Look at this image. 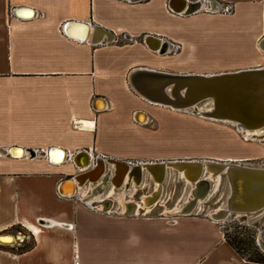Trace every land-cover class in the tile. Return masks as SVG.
Segmentation results:
<instances>
[{
  "label": "crops",
  "instance_id": "obj_1",
  "mask_svg": "<svg viewBox=\"0 0 264 264\" xmlns=\"http://www.w3.org/2000/svg\"><path fill=\"white\" fill-rule=\"evenodd\" d=\"M180 1L172 5L178 7ZM208 1L230 3L235 11L228 17L183 16L169 10L170 0H0V150L58 149L52 153L54 162L49 156L14 158L0 153V264H256L237 254L226 242L219 221L208 216L150 214L159 204L151 212L134 213L139 203L133 206V214L125 215L108 206L95 208L68 193L74 175L81 172L76 159H90L86 153L95 151L101 158L122 161L119 157L127 150L142 144L150 122L161 129L173 128L170 114L175 111L146 100L134 89L135 70L196 74L188 71L261 67L253 50L264 36L262 0ZM256 4L260 10L257 36L251 44L233 46L235 54L223 59L226 63L214 53L212 34L220 36L221 45L230 31L211 28V35L204 38L206 30L188 26L204 18L235 22ZM71 23L88 25L87 31L75 28L73 32L77 38L85 34V41L67 33ZM123 33L168 39L183 47L176 55H162L141 43L116 42ZM237 70L241 69L232 71ZM142 114L146 121L139 120ZM61 150L72 153L73 161L55 164ZM158 162L164 161L129 167L143 165L144 180L155 185L144 165ZM101 163L93 172L105 174L114 166L107 165L106 159ZM88 164L84 168L91 161ZM122 168L115 165L111 175ZM169 172L174 171L164 169L160 198ZM136 177L142 182V177ZM62 185L66 195L60 193ZM154 192L155 186L141 201ZM29 226L39 230L38 237ZM18 229L33 237L30 251L9 250L27 242ZM4 237L13 241L5 242Z\"/></svg>",
  "mask_w": 264,
  "mask_h": 264
},
{
  "label": "water",
  "instance_id": "obj_2",
  "mask_svg": "<svg viewBox=\"0 0 264 264\" xmlns=\"http://www.w3.org/2000/svg\"><path fill=\"white\" fill-rule=\"evenodd\" d=\"M186 5L188 11L185 15H192L202 4L201 2H191ZM87 26L81 23H71L67 27V33L74 39L85 41V34H81L77 38L78 36H73V32L75 28L81 32L87 31ZM148 38L153 39L156 48L160 47L161 42L156 37ZM261 44L264 46V36L260 41ZM166 49L167 44L162 43V52L164 53ZM131 81L134 89L143 88L145 94L140 91L142 93L139 92L140 95L153 103L176 109H191L206 119H230L249 127L250 130L264 127V66L213 74H167L140 69L131 74ZM166 91L169 92L168 95L165 94ZM207 100H215L214 108L211 111L199 112L198 107ZM18 149L22 148L12 147L9 150L1 149L0 152L8 153L15 158L12 152ZM55 150L48 153L51 160ZM28 152L32 157L35 156L33 150H28ZM103 159H106L108 163L120 164L125 169H129L128 166L131 165L129 162L97 157L91 170L74 176L73 180L94 171L102 164ZM165 164L167 167H174L177 171H187L191 185L195 186V189L187 202H184V195L182 199L174 202L167 213L160 212L159 215H193L200 210V206L206 200L216 195L217 199L219 198L217 206L211 209L217 210L218 207H222L212 216L207 215L212 220L223 221L231 217L241 220L252 219L255 215L264 212V168L214 160L182 159L155 163L160 176L163 175V170L166 168ZM78 167L83 168L80 165ZM206 168L214 173V179H201L202 172ZM217 175L221 177V184L219 190L213 193ZM116 178H118L117 174L114 176V179ZM176 179L182 181L188 191L191 185H187L184 179L178 176V173ZM224 185L226 192L220 195ZM61 187L60 193L66 195L61 191ZM177 204L182 206V209L178 212H171ZM203 209V211H207V208L203 207ZM260 244L264 248V241H260Z\"/></svg>",
  "mask_w": 264,
  "mask_h": 264
},
{
  "label": "rangeland",
  "instance_id": "obj_3",
  "mask_svg": "<svg viewBox=\"0 0 264 264\" xmlns=\"http://www.w3.org/2000/svg\"><path fill=\"white\" fill-rule=\"evenodd\" d=\"M221 4L220 11L217 15L222 17H228L232 13H234L235 8L231 13H225V6L229 3L219 2ZM264 5V0H262ZM232 5V4H231ZM206 6L205 8H207ZM216 7H209L208 10L214 11ZM245 14L247 16H242L240 19H236L235 22H231V19H197L190 23V27H200V29L206 30L204 38H207L211 35L210 30H221L230 31L228 35L220 40L217 39L218 36L215 32L212 34L213 37V50L216 56H220V58L227 59L230 55H234L236 49L234 48L238 43H252L255 37L257 36V30L259 27V15L260 10L256 5L251 6L245 10ZM198 13H208L206 11L196 12ZM213 14V13H210ZM186 16V15H183ZM212 28V29H211ZM239 34H243V40L239 37ZM142 38H138L139 42L142 43ZM167 42L174 43L175 45L181 44L175 41H171L166 39ZM116 42L125 43V44H138L134 41H130L124 37H120ZM259 43L254 46V55L253 58L258 62V65L264 66V51L259 50ZM182 45V44H181ZM230 45V46H227ZM234 46V47H233ZM183 47V45H182ZM175 49L173 53H168L166 55H176L181 50L179 49L177 52ZM165 55V54H162ZM226 60H223L224 63ZM226 67V66H225ZM248 68L246 66H241L237 68H223L217 70H192L188 71L190 73H221L224 71H232L236 69H244ZM173 117V128L166 130L161 129L160 126H157L154 122H150L151 130L141 137H143L142 144L137 143L134 147H131V150H127L125 155L119 157L120 160L124 162H129L131 164H135L142 161H171V160H220V161H237L239 163H245L246 165L256 166V167H264V143L261 141H247L245 136L241 133H238L235 126L218 123L211 120L204 119L196 113H185V112H172ZM172 121L170 120V124ZM264 139V136L261 139ZM36 151H40L41 149H34ZM49 152V151H48ZM2 153V152H0ZM89 153L93 154V160L91 158V164L87 168L76 167V169L81 170L80 173L84 171H88L94 167V163L96 161L97 156H102L100 153L95 151H89ZM27 158L31 159H43L45 158V154L37 153L36 157H32L29 152L26 154ZM67 163V162H66ZM69 163V162H68ZM67 165V164H66ZM111 167H108V174H112L110 171ZM111 172V173H110ZM176 172H169L167 179L163 184V196L161 202L156 208H154L153 212L150 214H157L163 212V210H167L170 208L176 200H180L185 195V201H187L190 197L192 186L188 188L184 187V183L176 179ZM75 176V175H74ZM180 177V176H179ZM204 177L209 178V175H204ZM217 180V179H216ZM146 183L142 187H137V190L131 188L129 191L125 193V189H123V194L125 200L123 202H130L129 210L124 208L123 202L118 199L117 194H112L111 191V183H107L106 188L103 192L98 193V196H94L93 199V207L95 208H104L105 206L111 207L112 211L130 215L132 213L133 206L139 202H141V197L143 194L150 193L154 185L152 182H148L147 178L145 180ZM220 182L216 181L215 188L213 193L217 192L220 188ZM188 185V184H187ZM86 195L89 196L92 193L91 188H85ZM110 192V193H109ZM226 192L225 185L222 188V191L219 193L220 195ZM90 193V194H89ZM111 194V195H109ZM100 195V196H99ZM78 197H80L78 195ZM104 200V201H103ZM127 200V201H126ZM217 195L213 198L206 200L202 206H200V210L195 212L193 215L197 216H207L210 215L212 210L211 208H215L217 205ZM85 201V200H84ZM136 202V203H134ZM179 204H177L174 208H177ZM204 208H207V211H203ZM222 207V206H220ZM218 207V208H220ZM120 208V209H119ZM217 208V209H218ZM142 214H145L142 213ZM220 226L224 233H229L230 235H234L236 232L240 231L246 238L252 239L254 235L255 244L258 246V249L264 259V248L261 246L260 241H264V212L259 213L252 217V219L241 220L238 218L231 217L229 219L219 221ZM241 225L244 229H241ZM24 236H26V243L31 245L33 243V237L28 234L26 231L18 229Z\"/></svg>",
  "mask_w": 264,
  "mask_h": 264
},
{
  "label": "bare ground",
  "instance_id": "obj_4",
  "mask_svg": "<svg viewBox=\"0 0 264 264\" xmlns=\"http://www.w3.org/2000/svg\"><path fill=\"white\" fill-rule=\"evenodd\" d=\"M179 3H180V5L178 7H174L173 6L174 9L177 12H179V13L185 14L188 11V6L182 0ZM206 6H208V7L205 8ZM209 7H216V8H215L214 11H211V10H208ZM218 9H219V5L217 3L216 4H211V3L210 4H202L198 8L197 12L198 11L199 12L206 11L208 13H212L213 12V14H218V11H219ZM209 11H211V12H209ZM260 41L258 42L259 43L258 44L259 45L258 47L260 48L259 50L264 51V46L262 44L260 45ZM161 51H159L160 54L162 53ZM255 68H258V67H255ZM136 90L138 91V93L141 91V92H143L145 94V92L143 91V88H141V87H139L138 89L136 88ZM168 91H169V89H168ZM168 93L169 92H167V91L165 92L166 95H168ZM214 101L215 100H207V101H204L203 104L198 107L199 112L211 111L214 108V105H215L214 104ZM150 102H152V101H150ZM154 104H158V103H154ZM158 105H161V104H158ZM163 106H166V105H163ZM99 108H102V107L100 106ZM171 109H173V111H175V112H185V113H190V112L191 113H194L195 112V111H192L191 109L190 110H188V109H176L175 107H172ZM204 119H206V118H204ZM139 120L140 121H146V115L145 114L140 115L139 116ZM207 120H211V121H214V122L225 123V124H229V125L235 126L236 129H237V131H238V133H241L242 135H244L247 141H261L262 143H264V139L263 138L261 139V137L264 136V127L261 128V129H253V130H250L249 127H247L245 125H241L239 123H236V122H234V121H232L230 119H226V120L207 119ZM27 152L28 151H24L23 149H18L16 151L14 150L12 152V154L16 158H22L24 155L27 154ZM61 155H62L61 158L58 159L57 160L58 162L55 163V164H60V162H61V164H63V163L65 164L67 162V160H68L67 153L62 151L61 152ZM89 160L91 161V159H88L87 156L82 157V159L81 158L76 159L78 165L82 166L83 168H84V166H87L88 163L90 164V161ZM204 160H211V159H204ZM228 160L229 161L226 160V161H222V162H232V163H238L241 166L256 167V166H250V165L242 164V163H239L237 161H230L231 159H228ZM214 161H220V160H214ZM106 163H107V165H114V166L115 165H117V166L119 165V164H115V163H108L107 161H106ZM106 163L104 164L105 166H106ZM114 166H110L111 169H109V170L113 172V170H114L113 167ZM144 166H146L150 170V172H152V179H155L157 181V184L154 185L155 186V192L153 193V196L151 195L149 197H143L142 201L139 202V206L138 207L136 206L137 208L133 212L134 213H138V214H139V212L140 213L141 212L142 213L143 212H145V213L146 212H151V208L154 207L156 204L158 205L161 202V198L162 197L160 198V196H161V194H160V192H161L160 191L161 190L160 189V186H161V184L163 182V179H164V176H165L164 170H163V173H162L163 175H161V176L159 175V173H157L155 163H152V164L151 163H148V164H146ZM164 166H166V164ZM141 167H143V165H140V167L139 166L138 167H133V169H132V167H129V169H127V168L126 169H123L122 168L123 171L121 170L120 173H118L119 174V179H118V181H116V182H118V184H116V182L114 181V177H113V179H112V182L113 183L110 184L112 194H114V195L117 194L118 199H120L122 202L125 200L124 194L122 192H123V189H125L126 186L129 187V190L131 188H134V189L137 190V187H138L137 185L141 181H139L137 179L136 175H138L140 178L142 177V182H141V184H139L140 186H142L144 183H146L145 182L146 179L144 180V176H143V173H145V172L142 171V169L143 170H145V169L144 168H141ZM134 168H139V169H134ZM166 168H168L171 171H174V173L175 172L178 173V176L182 177L184 179V181H185L186 184L191 185V181H190V178L187 175V171H185V170H179V171H177L176 169H174V167H171V166H169V167L166 166ZM256 168H264V167H256ZM96 169H98V168H96ZM96 169H94V171ZM153 170H156L155 173L153 172ZM88 171H85V172H88ZM117 171L119 172V170H117ZM103 172L104 171H102V172L101 171H99V172H93V173L89 172L91 174L88 173L89 175H87V176L80 177L79 179L74 178V179H76V181H74V186H73L74 189L72 187V190L68 191V193H74V195H79L82 200H85L88 203H93L92 202L93 201L92 197L94 198V196H98V193L103 192V190L106 188L107 183H110L111 178H112V175L111 174H109L110 176L107 175L108 174L107 173L108 171H106L105 174H103ZM205 174L206 175H209V178L210 179H214V177H215L214 176V173L212 171H208L207 168H206L202 172L201 179L207 178V177H204ZM215 179H217L216 180L217 182H220L221 181L220 175H217ZM121 180L123 182L120 184V181ZM71 181H73V180H70L69 182H71ZM147 181L149 182V180H147ZM191 186L193 187V189L190 192H191V194H193L194 193L195 186H193V185H191ZM62 187H63V185H62ZM62 187H61V191H62ZM85 188H91V190H92L91 195H89V196L86 195ZM157 190H158V192H157ZM109 195H111V194H109ZM187 201H185V202H187ZM127 204H128V202H123L124 208L126 210H128ZM140 207H142L141 209H143V211H141ZM181 209H182V206H178V209H175L174 211H171V212H178ZM219 209H221V207L218 208L217 210H214L213 212H211L209 216H212L213 213L214 212L216 213L217 211H219ZM168 211L169 210H166L164 213H167ZM29 229L32 231V233L34 232V235H37V237L39 236V230L36 227L29 226ZM2 239L5 242H8V243H11L13 241V239L11 237H4Z\"/></svg>",
  "mask_w": 264,
  "mask_h": 264
},
{
  "label": "trees",
  "instance_id": "obj_5",
  "mask_svg": "<svg viewBox=\"0 0 264 264\" xmlns=\"http://www.w3.org/2000/svg\"><path fill=\"white\" fill-rule=\"evenodd\" d=\"M241 226V225H238ZM244 229L243 226L240 227ZM226 242L234 249V251L239 254L243 259L248 262L256 264H264V259L258 249V246L255 244L254 235L252 239L246 238L242 232L238 231L234 235L229 233H224ZM34 247V239L31 245L25 243L22 247L10 248V251L13 252H27Z\"/></svg>",
  "mask_w": 264,
  "mask_h": 264
},
{
  "label": "built area",
  "instance_id": "obj_6",
  "mask_svg": "<svg viewBox=\"0 0 264 264\" xmlns=\"http://www.w3.org/2000/svg\"><path fill=\"white\" fill-rule=\"evenodd\" d=\"M173 1H176V0H170V2L168 3L169 10L172 11L173 13L180 14V13H178L174 9V7L172 5ZM196 2H201V4H210V2L208 0H203V1L202 0H197ZM217 4L219 5V9L218 10L220 11V8L222 6H221L220 3H217ZM233 8H234V6L229 3L228 5L225 6V13H231L233 11ZM121 36L124 37V38H126V39H129L130 41H134L135 43H138L139 42L138 37L132 36V35H130L128 33H123ZM148 37H150V36L146 35V36L142 37V39H141L142 40V43H144V45H146L148 48H150L152 50H155L157 53H159L158 50H160V48H156V44L154 43L153 39L148 38ZM157 39L160 40V42L167 44V49H166V51L164 53L161 51L162 54L173 53L175 49H178L179 50V49L182 48V45L181 44L175 45L174 43L167 42L166 40L159 39V38H157ZM178 50H176V52ZM33 151L35 153V156L34 157H36L37 153L45 154V157H48V152L45 149H41L40 151H36V150H33ZM66 153L68 155L67 162H72L73 161V154L70 153V152L69 153L66 152ZM87 154L90 156V159L92 158V160H93V157H94L93 154L92 153H89V152ZM97 157H99V156H97Z\"/></svg>",
  "mask_w": 264,
  "mask_h": 264
},
{
  "label": "flooded vegetation",
  "instance_id": "obj_7",
  "mask_svg": "<svg viewBox=\"0 0 264 264\" xmlns=\"http://www.w3.org/2000/svg\"><path fill=\"white\" fill-rule=\"evenodd\" d=\"M161 49H162V48H161ZM118 173H119V172L117 171L116 174L118 175V178L114 179L115 182L118 181V179H119V174H118ZM116 174H115V175H116ZM115 175H114V176H115ZM108 176H110V175L108 174ZM114 176H112L110 183H113V182H112V179H113ZM116 184H118V182H116Z\"/></svg>",
  "mask_w": 264,
  "mask_h": 264
}]
</instances>
